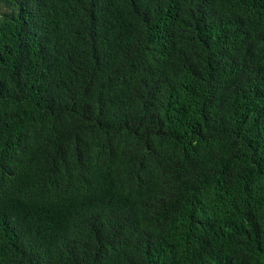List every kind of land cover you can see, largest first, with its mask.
Returning <instances> with one entry per match:
<instances>
[{"label": "trees", "instance_id": "16d2710c", "mask_svg": "<svg viewBox=\"0 0 264 264\" xmlns=\"http://www.w3.org/2000/svg\"><path fill=\"white\" fill-rule=\"evenodd\" d=\"M0 264H264V0H0Z\"/></svg>", "mask_w": 264, "mask_h": 264}]
</instances>
